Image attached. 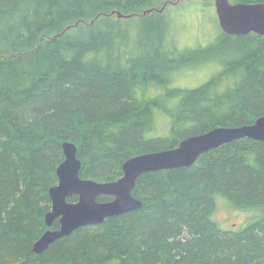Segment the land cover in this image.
Returning <instances> with one entry per match:
<instances>
[{
	"label": "trees",
	"instance_id": "obj_1",
	"mask_svg": "<svg viewBox=\"0 0 264 264\" xmlns=\"http://www.w3.org/2000/svg\"><path fill=\"white\" fill-rule=\"evenodd\" d=\"M171 1L0 0V264H264V144L247 138L141 175L132 191L141 208L32 251L48 229L62 143L76 146L82 179L110 182L134 156L264 117V38L216 24L219 77L241 80L222 94L215 80L180 87L178 65L201 55L178 46L177 30L171 39ZM218 207L243 224L224 230Z\"/></svg>",
	"mask_w": 264,
	"mask_h": 264
},
{
	"label": "water",
	"instance_id": "obj_2",
	"mask_svg": "<svg viewBox=\"0 0 264 264\" xmlns=\"http://www.w3.org/2000/svg\"><path fill=\"white\" fill-rule=\"evenodd\" d=\"M213 3L218 26L225 35L243 37L255 34L264 38L263 3H230L229 0H213ZM116 16L125 17L119 12H116ZM244 138L264 144V117L238 127H215L183 139L174 148L134 156L122 165L119 179L106 183L82 179V164L77 158L76 146L62 143L63 161L56 169L57 184L49 189L51 210L44 218L48 227L57 219L58 228L44 232L33 244L32 251L40 254L53 242L69 236L73 231L100 225L107 218L141 208L142 203L132 196L141 175L190 167L202 154ZM72 197L77 200L68 202ZM102 197H110L111 201H98Z\"/></svg>",
	"mask_w": 264,
	"mask_h": 264
},
{
	"label": "rangeland",
	"instance_id": "obj_3",
	"mask_svg": "<svg viewBox=\"0 0 264 264\" xmlns=\"http://www.w3.org/2000/svg\"><path fill=\"white\" fill-rule=\"evenodd\" d=\"M208 1L211 2L212 5L206 4L208 8L207 10H204L202 3ZM168 4L170 7L167 9L165 15L169 20V24L171 23V39L175 37V30H177V37L181 40L178 46L185 51H196L197 53H200L198 55H201V57L195 58L186 64L182 63L178 65L179 72L176 79V85L193 89L194 87H199L205 82L215 80L216 86H218L217 92H221L222 94L227 90L233 89L241 78L238 79L233 70L231 73L227 70L228 72L224 76L227 80L222 83L223 79L221 80L219 76L222 68H224L223 66L225 65V62L218 52L211 50L213 46H216L217 41L213 39L210 40V37H212L214 33H217L216 24H218L213 0H173L171 3L168 2L165 5ZM158 11L160 10H157V12ZM160 12H162V10ZM142 14L144 15V13ZM148 14L149 13H146V15ZM138 31H135L134 33L139 37L142 44L145 39L140 36ZM126 43L127 45L125 47L130 49V41H127ZM171 49L172 46L167 47L165 50L170 52ZM205 50L212 52H210L208 56H204L205 54L202 53H204L203 51ZM164 53L169 55L168 59L175 58L174 52ZM154 91L152 94H155L157 98L163 97L164 88H155ZM162 101L164 102V100ZM166 121L171 122V120ZM164 123L163 120L159 119V126L161 128L165 126ZM214 215V220L220 223L224 227L220 226L221 229L223 228L224 230L235 228L244 222L241 214L225 211L221 207H218V210Z\"/></svg>",
	"mask_w": 264,
	"mask_h": 264
},
{
	"label": "flooded vegetation",
	"instance_id": "obj_4",
	"mask_svg": "<svg viewBox=\"0 0 264 264\" xmlns=\"http://www.w3.org/2000/svg\"><path fill=\"white\" fill-rule=\"evenodd\" d=\"M248 35H249V34H248ZM246 36H247V35H246ZM234 37H236V36H234ZM61 148H62V147H61ZM62 154H63V153H62ZM81 166H82V165H81ZM80 171H81V169H80ZM121 172H122V168H121ZM121 176H122V175H121ZM121 176H120V177H121ZM120 177H119V178H120ZM119 178H118V179H119ZM115 181H116V180H115ZM110 182H113V181H110ZM100 183H106V182H100ZM72 198H73V197H72ZM75 198H76V197H75ZM107 198H108L109 200L104 201V202H109V201H111V198H110V197H107ZM70 199H71V198H70ZM76 200H77V198H76ZM68 202H71V201H69V199H68ZM72 202H75V201H72ZM50 210H51V208H50ZM55 221H57V219H56ZM55 221H54V222H55ZM54 222L52 223L51 227L53 226ZM57 222H58V221H57ZM57 224H58V223H57ZM46 227L48 228L47 230H55V229H52L51 227H48V226H46ZM57 228H58V227H57ZM57 228H56V229H57ZM45 232H46V231H45ZM41 236H42V235H41ZM39 238H40V237H39Z\"/></svg>",
	"mask_w": 264,
	"mask_h": 264
},
{
	"label": "bare ground",
	"instance_id": "obj_5",
	"mask_svg": "<svg viewBox=\"0 0 264 264\" xmlns=\"http://www.w3.org/2000/svg\"><path fill=\"white\" fill-rule=\"evenodd\" d=\"M194 165V164H193ZM57 177V176H56ZM49 194V193H48ZM214 220V219H213Z\"/></svg>",
	"mask_w": 264,
	"mask_h": 264
}]
</instances>
